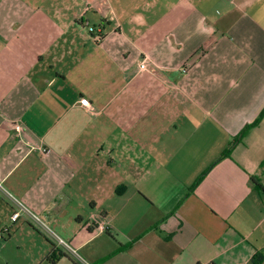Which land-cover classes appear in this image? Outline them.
Here are the masks:
<instances>
[{"label": "crops", "instance_id": "0c3cea01", "mask_svg": "<svg viewBox=\"0 0 264 264\" xmlns=\"http://www.w3.org/2000/svg\"><path fill=\"white\" fill-rule=\"evenodd\" d=\"M263 109L264 0H0V264H264Z\"/></svg>", "mask_w": 264, "mask_h": 264}, {"label": "built area", "instance_id": "2783aa9c", "mask_svg": "<svg viewBox=\"0 0 264 264\" xmlns=\"http://www.w3.org/2000/svg\"><path fill=\"white\" fill-rule=\"evenodd\" d=\"M148 71H149V60L147 58H144L139 63V73L140 74H143V73L148 72ZM82 104L86 108L92 109V106L90 105L89 101L83 100L82 101ZM13 127H14L15 131L18 134H22V133L25 132V127L20 122H15L14 125H13ZM40 151L44 155L47 153V149H45V148L40 149ZM20 208L21 209L18 212H16L15 214H13V216H12L13 221L19 219V217L21 216V212H25L26 214H28L29 216H31V218L33 219V221L35 223H38V224L42 225V222H41L40 218L36 214H33L32 212H30L25 207H20ZM93 224H94V226L96 228V231L98 233H105L108 230V225H107V223L105 221H97V220H94L93 219Z\"/></svg>", "mask_w": 264, "mask_h": 264}, {"label": "trees", "instance_id": "16d2710c", "mask_svg": "<svg viewBox=\"0 0 264 264\" xmlns=\"http://www.w3.org/2000/svg\"><path fill=\"white\" fill-rule=\"evenodd\" d=\"M264 118V109L262 110V112L260 113V115H259V117L256 119V121L252 124V125H250V126H248L246 129H250V128H253V127H256V126H258L259 124H260V122L262 121V119ZM246 129H245V131H246ZM245 131L242 133V134H244L245 133ZM242 136V135H241ZM236 143V141L234 142V144ZM234 144H232L223 154H222V157L221 158H224V157H226V156H228V154H229V152H230V150L232 149V147L234 146ZM255 185H256V187H257V189H259V190H261V191H264V187L259 183V182H255ZM5 233H8V230H5L4 231ZM52 259H53V261H57L58 260V257L57 256H55V254H53L52 255ZM255 261L256 262H261V263H263L264 262V259H263V257L262 256H257L256 258H255Z\"/></svg>", "mask_w": 264, "mask_h": 264}]
</instances>
